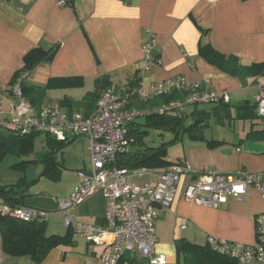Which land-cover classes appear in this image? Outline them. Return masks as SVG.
<instances>
[{"label":"crops","instance_id":"1","mask_svg":"<svg viewBox=\"0 0 264 264\" xmlns=\"http://www.w3.org/2000/svg\"><path fill=\"white\" fill-rule=\"evenodd\" d=\"M203 31L207 33L203 35ZM149 36L159 51L161 65H152L144 73L145 89L180 76L189 84L207 80L208 90L227 92L229 96L228 104L187 107L171 114L189 122L204 118L205 127L203 141L184 136L167 149L168 165L186 163L193 173L182 177L170 212L162 213L156 222L155 252L165 257L166 264H175V243L179 240L204 245L212 237L251 245L255 242L254 216L264 213V198L258 190L251 188L244 199L229 198L217 208L187 202L182 192L207 170L231 176L258 173L264 184V136L260 133L264 131V118L256 115L254 104L258 88L264 86V76L231 77L205 62L198 51L200 44L208 43L220 54L237 56L242 64L264 62V0H75L72 9L59 6L57 0H2L0 119L11 115L15 99L9 82L23 67V57L30 50H54L52 59L37 65L26 78L33 87L49 85L40 105L87 117L97 102L87 99L96 81L107 78L108 89L120 94L142 67L141 46ZM178 97L176 94L174 99ZM157 99L142 102L149 103L142 108L161 105L155 103ZM226 132L229 136H225ZM207 142L216 145L209 146ZM87 151V163L83 161L84 167L77 171L88 169L89 144ZM140 168L147 167L128 169ZM161 168H147L151 171L133 180L155 182L156 170ZM77 183L76 176L70 193L58 199L27 189L22 205L15 207L49 213L51 217L45 221L47 233L64 235L67 230L56 213L57 201L68 197ZM101 199L100 194L87 198L73 210V215L101 226L105 214ZM95 200L99 205L94 206ZM101 251V247L73 239L72 244L53 248L36 263L29 256L6 255L0 239V264H102ZM119 264H148V260L133 250L126 252Z\"/></svg>","mask_w":264,"mask_h":264},{"label":"built area","instance_id":"2","mask_svg":"<svg viewBox=\"0 0 264 264\" xmlns=\"http://www.w3.org/2000/svg\"><path fill=\"white\" fill-rule=\"evenodd\" d=\"M66 0H57L64 6ZM143 65L135 75L136 83L125 86L120 94L111 89L100 92L94 111L87 117L80 113H62L52 106L32 107L23 97L19 82L12 87L15 104L8 118L0 119V128L20 135L44 134L58 142L85 138L89 144V167L77 171L78 183L71 194L57 201V214L72 239L102 248V264H119L124 254L137 251L148 264H166L165 257L155 252V226L159 216L168 214L180 190L181 179L193 173L186 163H172L156 170L155 182L137 183L133 177L150 172L147 168L130 170L117 166L119 155L133 144L129 127L136 119L148 115L178 114L184 108L207 104H228L227 92L208 90L209 81L187 83L174 77L145 89L142 76L152 65H161L159 51L149 36L141 46ZM179 95L150 109L135 108L132 102H145L161 96ZM254 104L256 115L264 118V86L259 87ZM239 151V149H237ZM255 188L264 198L263 176L239 172L233 176L212 170L201 172L183 189L190 203L217 208L229 198L242 200ZM100 194L105 201L101 226L83 222L73 210L87 198ZM0 214L22 222L46 221L50 214L38 209L15 207L0 201ZM255 242L251 245L232 243L209 237L207 244L237 264H264V213L254 216Z\"/></svg>","mask_w":264,"mask_h":264},{"label":"trees","instance_id":"3","mask_svg":"<svg viewBox=\"0 0 264 264\" xmlns=\"http://www.w3.org/2000/svg\"><path fill=\"white\" fill-rule=\"evenodd\" d=\"M2 0H0L1 2ZM75 0H66L64 7L73 8ZM207 32L203 31V35ZM200 57L209 65L221 72L236 78L264 76V62L242 64L237 56L223 55L215 51L210 44H200ZM54 55V50L43 51L40 48L30 50L23 57V67L17 70L11 77L9 86L12 87L19 82L23 97L29 104L38 109L44 97L45 90L49 87H33L28 85L26 78L28 74L40 63L50 61ZM136 83L135 78L130 83ZM110 83L107 78L96 81V87L89 93L87 99L97 100L102 90L108 89ZM11 93V89L9 90ZM176 97L161 96L155 101L156 104H164ZM154 103V104H155ZM161 104V105H162ZM149 105L142 102H132V106L142 108ZM196 108L197 106H192ZM207 116V115H206ZM143 123L133 121L129 127V134L134 138L132 146H138L135 151L126 152L117 158V166L120 168L139 167H163L167 166L165 161L167 148L174 141L186 136L190 140L203 141L202 131L205 127V119L195 118L187 121L184 117L171 114L143 116ZM157 128L172 135V139L155 148L143 149V136L147 134L145 129ZM255 133V132H251ZM264 136V131L260 132ZM37 134L20 135L13 130L0 128V160L6 155L18 158L27 156L32 151L33 139ZM47 143L52 147V151L47 154L38 155L37 159L21 161L13 166H23L31 163H42L44 167L41 175L54 174L59 171V163L55 159V151L61 150L75 139L65 142H58L46 135ZM209 146L216 145L215 142H207ZM38 161V162H35ZM35 181V180H34ZM28 183V182H27ZM18 181L11 185H0V200L11 206H21L22 200L27 197L25 194L28 184ZM0 239L2 251L8 256H29L34 262L40 263L48 253L59 245H70L73 243L71 233L67 230L64 235H49L45 221L22 222L0 214ZM175 264H237L235 260L219 254L209 244L197 245L186 240H179L175 243Z\"/></svg>","mask_w":264,"mask_h":264},{"label":"rangeland","instance_id":"4","mask_svg":"<svg viewBox=\"0 0 264 264\" xmlns=\"http://www.w3.org/2000/svg\"><path fill=\"white\" fill-rule=\"evenodd\" d=\"M207 107H209V105H201L200 109ZM143 118L144 117H140L135 121L143 123ZM224 125L227 127L228 123L225 122ZM237 126L238 125H236L235 128H237ZM145 130L147 134L143 136V149L158 147L172 139V135L169 132H165L161 129L147 128ZM225 136H229V132H226ZM47 140L46 135L37 134L33 139L32 151L27 156L18 158L12 155H6L2 161L0 160V185H11L18 181L28 182V186L26 187L31 193H39L41 196H48L52 199H58L59 197L69 194L73 187L72 184L76 182L77 170L84 167L83 161L87 163L88 143L86 140L80 138L78 142L67 144L61 150L55 151L56 161L60 163V171L54 174L41 175L44 167L42 163L13 166L19 164L23 160H34L37 159L38 155L50 153L52 147L47 143ZM136 149H139V147L131 145L128 148V152L135 151ZM85 167L88 168V164ZM102 200L104 199H101L104 205L105 201ZM97 205H99V201L95 200L94 206Z\"/></svg>","mask_w":264,"mask_h":264}]
</instances>
